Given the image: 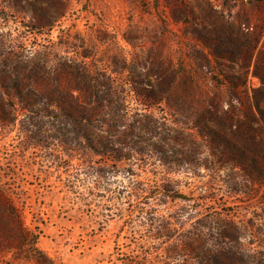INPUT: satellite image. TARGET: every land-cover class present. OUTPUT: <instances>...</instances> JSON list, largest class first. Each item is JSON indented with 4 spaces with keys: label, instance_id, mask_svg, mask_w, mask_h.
Segmentation results:
<instances>
[{
    "label": "rangeland",
    "instance_id": "374dc122",
    "mask_svg": "<svg viewBox=\"0 0 264 264\" xmlns=\"http://www.w3.org/2000/svg\"><path fill=\"white\" fill-rule=\"evenodd\" d=\"M263 3L0 0V40L7 49L49 55L52 64L68 57L92 72H104L115 86L135 90L129 97L130 117L140 119L146 113L158 121L159 132L166 134L172 127L186 132L205 97L229 107L226 88L203 75L198 65L199 13L210 4L217 10L209 11L213 33L228 35L246 18L260 23ZM171 79V91L159 95L161 101L145 98L143 93H158ZM250 82L258 85L255 78ZM132 162L135 177L104 167L98 156L93 162H82L62 151L28 148L18 131L0 130V190L9 194L38 238L23 248L19 237L0 231V264H188L166 258L165 249L172 241L161 245L162 240L155 239L156 221H174L184 214L187 223L180 234L200 216L190 219L183 213L188 205L182 201L153 205L157 201L136 198L133 193L134 188H154L167 180L185 196L197 199L206 193L222 199L238 220L264 223V187L235 193L204 168L168 174L162 166L153 165L155 159L136 156ZM0 218L5 213L0 212ZM37 252L42 253L41 263L28 254Z\"/></svg>",
    "mask_w": 264,
    "mask_h": 264
},
{
    "label": "trees",
    "instance_id": "16d2710c",
    "mask_svg": "<svg viewBox=\"0 0 264 264\" xmlns=\"http://www.w3.org/2000/svg\"><path fill=\"white\" fill-rule=\"evenodd\" d=\"M209 11L217 10L207 4L197 18L202 47L198 65L203 75L226 88L227 109L216 98L205 97L186 132L172 127L165 134L146 113L140 119L130 117L129 97L135 90L115 86L110 75L92 72L68 57L52 64L49 55L7 49L0 40V130L18 131L28 148L62 151L82 162L98 156L104 167L132 177L136 174L131 159L140 156L155 159L153 165L168 174L204 168L231 192L264 187V16L260 23L246 18L237 31L215 35ZM172 81L158 93H143L145 98L161 101L159 95L171 91ZM167 181L133 189L136 198L157 201L153 205L182 201L190 219L200 216L180 234L187 223L184 214L174 221L157 219L155 239L162 240L161 245L172 241L166 258L188 264H264V223L238 220L222 199L206 193L188 197ZM2 200L5 218H0V231L19 237L23 248L31 240L37 243L4 190ZM37 253L28 254L41 263L42 253Z\"/></svg>",
    "mask_w": 264,
    "mask_h": 264
}]
</instances>
